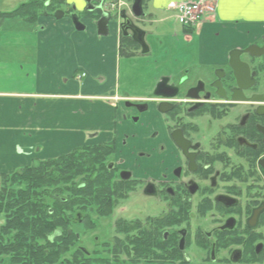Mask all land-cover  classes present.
I'll use <instances>...</instances> for the list:
<instances>
[{
	"label": "flooded vegetation",
	"instance_id": "obj_1",
	"mask_svg": "<svg viewBox=\"0 0 264 264\" xmlns=\"http://www.w3.org/2000/svg\"><path fill=\"white\" fill-rule=\"evenodd\" d=\"M44 2L47 9L62 6L48 17L81 32L96 26L103 11L122 13L121 54L148 51L141 18L128 14L126 3L118 11L110 9L115 1L84 0L77 11L64 0ZM261 50L264 35L207 63L199 47L180 78L163 75L145 96L115 98L119 124L112 139L92 145L107 154L94 175L97 186H80L93 195L78 197L73 220L83 238L92 230L95 242L111 236L100 254L78 245L82 264H264ZM108 219L109 228L101 229Z\"/></svg>",
	"mask_w": 264,
	"mask_h": 264
},
{
	"label": "crops",
	"instance_id": "obj_2",
	"mask_svg": "<svg viewBox=\"0 0 264 264\" xmlns=\"http://www.w3.org/2000/svg\"><path fill=\"white\" fill-rule=\"evenodd\" d=\"M111 1L123 0L106 3ZM181 1L146 0L140 23L171 22V7ZM73 2L83 10L84 0ZM20 7L0 12V176L109 141L120 121L115 107L119 21L110 25V35L99 36L94 24L81 32L48 16L28 22L16 13ZM6 19L29 28L6 25ZM141 31L145 42L147 33ZM183 32L188 40L195 34L202 59L216 63L264 35V0H214L212 14ZM22 51L34 59L31 92L18 89Z\"/></svg>",
	"mask_w": 264,
	"mask_h": 264
},
{
	"label": "trees",
	"instance_id": "obj_3",
	"mask_svg": "<svg viewBox=\"0 0 264 264\" xmlns=\"http://www.w3.org/2000/svg\"><path fill=\"white\" fill-rule=\"evenodd\" d=\"M44 1L21 5L16 13L34 23L54 10L52 5L47 9ZM104 152L103 146H85L0 176V264H82L78 255L73 257L75 263L63 260L75 239L68 214L80 204V195H93L94 175L103 169ZM77 179L83 181L76 183ZM80 186L90 191L80 193Z\"/></svg>",
	"mask_w": 264,
	"mask_h": 264
},
{
	"label": "rangeland",
	"instance_id": "obj_4",
	"mask_svg": "<svg viewBox=\"0 0 264 264\" xmlns=\"http://www.w3.org/2000/svg\"><path fill=\"white\" fill-rule=\"evenodd\" d=\"M29 1L31 0H0V12L3 13L12 8H18ZM123 1L128 5L126 10L128 11L127 13L130 14L129 5H131V3L128 2V0ZM64 3L74 5L73 0H64ZM212 4L214 7V0H212ZM54 8L62 9V6L54 5ZM75 10H77L76 7ZM116 13L117 11L110 12L111 23H118L119 19L116 17ZM211 14L208 13L205 17ZM172 17V21L165 24H138L139 27L147 33L144 43L147 46L148 51L142 53L140 48H133L134 53L136 52L135 55L132 57L122 55L120 57L117 63L115 84V92L119 97L145 96L148 92L153 90V87L163 75H170L173 76V79H177L183 76L186 70L192 69V56L199 48L198 37L195 34H192L189 35L190 40L185 38L183 28L177 23L173 15ZM5 24H15V27L20 26V29L22 30L29 28L26 24H23L18 20L6 19ZM86 43L87 42L85 41V45ZM20 54L22 70L19 75L20 83L18 89L31 92L32 90H35L34 59L32 57H27L28 54H31L27 51H22ZM109 103L113 104L111 102ZM82 181L83 179H77L76 183H81ZM66 197L69 199L72 198L69 194ZM48 203L49 205L52 204L50 200H48ZM78 209V206L74 207L72 208L71 215L68 214V217H70L68 228L80 236V239H78L79 241H77V239H71V244L64 255L65 258L63 260L72 263H75L73 262V257L76 255H78V260L81 259L80 254L76 250L78 245L85 247L92 255L100 254L105 247L102 243L106 238L108 239L111 236V234L106 233L101 239L95 242L93 237L99 236V234L92 230L86 233L85 238L81 237L80 229L76 224H73ZM90 218L95 219L93 213H91ZM110 222V219L99 222V227L101 229H108ZM117 264H119V262Z\"/></svg>",
	"mask_w": 264,
	"mask_h": 264
},
{
	"label": "built area",
	"instance_id": "obj_5",
	"mask_svg": "<svg viewBox=\"0 0 264 264\" xmlns=\"http://www.w3.org/2000/svg\"><path fill=\"white\" fill-rule=\"evenodd\" d=\"M124 4L117 2L112 4L111 7L120 9ZM174 19L181 27L191 29L196 27L205 16L213 12L214 7L212 0H183L178 4L171 7Z\"/></svg>",
	"mask_w": 264,
	"mask_h": 264
},
{
	"label": "water",
	"instance_id": "obj_6",
	"mask_svg": "<svg viewBox=\"0 0 264 264\" xmlns=\"http://www.w3.org/2000/svg\"><path fill=\"white\" fill-rule=\"evenodd\" d=\"M146 0H132V4H131V12H132V15L136 18H143L145 15H144V12H143V3L145 2ZM96 9H102V2H99V5L98 7H96ZM90 10H94V8L90 9ZM124 15L121 13L119 17V19H124L123 17ZM62 17V13L60 12H57L55 13V18L56 19H60ZM110 15L106 12V11H103L100 15V17L97 19L96 21V31H97V34L99 36H107L108 35V31H109V22H110ZM121 24H119L120 26ZM77 30H80L77 26L76 28ZM264 50H261V53L260 54H264L263 53Z\"/></svg>",
	"mask_w": 264,
	"mask_h": 264
}]
</instances>
